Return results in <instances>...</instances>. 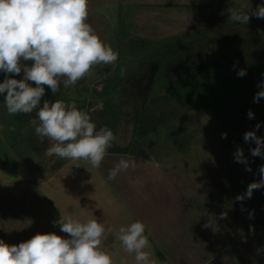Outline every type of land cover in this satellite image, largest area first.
Segmentation results:
<instances>
[{"label": "rangeland", "instance_id": "374dc122", "mask_svg": "<svg viewBox=\"0 0 264 264\" xmlns=\"http://www.w3.org/2000/svg\"><path fill=\"white\" fill-rule=\"evenodd\" d=\"M261 4L264 0H89L87 22L106 44L118 51L119 58L115 64L94 67L73 87L64 88L61 83L60 91L55 94L45 86V95L41 99L40 106L44 100L54 102L59 99L66 103L75 102L83 111L89 97L102 98V102L113 97L117 101L103 113L105 126H114L119 120L122 128L121 124L132 121L134 137L130 151L145 150L149 158L162 168L164 175L161 178L145 170L149 195L132 190L133 195L139 202L141 198L145 203L147 200L151 202V210L149 207L145 209L153 219L162 209L168 210L172 224L162 221L166 230L154 232L157 239L173 241V234L178 231L182 237L192 238L199 241L200 246L207 247L209 252L202 253L201 264H264V190H254L250 199L236 201L238 195L246 192L248 184L259 178L252 171H246L244 164L236 162L235 148L228 147V119L233 118L228 108L232 105L228 99V67L235 64L228 62V57L236 58L234 54H241L242 50L247 53L246 44L250 41L254 44L259 37L264 42V34L259 30L264 19H258L256 27L252 23L255 16H250V24H235L229 21L228 10L239 9L241 5L254 10ZM151 55L163 58L162 62L158 60L161 64L156 62V70ZM122 69L123 76L120 74ZM5 78L6 74L0 72V82ZM11 78L22 79L23 72ZM151 79L154 90L149 92L150 96L157 91L155 86H163L169 94L181 91L182 95L184 89L186 93L192 92V88L182 86V82L189 80L196 81L197 91L196 95L192 92V96L184 97L191 106L189 109L182 107L173 113L169 109L181 105L170 103V107L161 103L163 112L160 118L168 117L166 122L141 132L135 129L139 119L137 116L133 119L128 112L131 106L134 113L139 108ZM29 83L35 86L33 82ZM121 87L126 88L125 93L113 95L112 91ZM98 89L108 95H95ZM87 90L93 91L88 93ZM5 96L6 93L0 94V168L5 176L14 178L13 186H20L23 178L37 180L35 176L39 178V171H48L53 158L46 150L40 152L43 149L36 145L39 138L34 136V127L29 121L36 117L37 110L30 114L10 115L4 104ZM129 125L131 128V123ZM129 133H122L119 138L124 140ZM223 133H227L226 138L222 137ZM123 143L117 145L123 147ZM121 151L126 153V150ZM108 163L104 169L107 171L106 180L111 183L113 180H109L108 175L115 164ZM143 172L138 173L140 177L144 176ZM26 188L31 186L24 187L22 192L13 191L15 207L5 208L7 215L0 217L2 221L6 217H15L7 224L13 226L14 236L2 235L0 221V239L9 245L29 240L35 231L40 233V226L48 229L47 223L38 226L34 221L39 218V222H48L49 202L41 190L28 191ZM221 212H227V217L220 219ZM250 212L253 213L251 217ZM210 215L221 223L226 222L218 225L216 221L217 227H225V239L224 233L216 231L220 235L217 234L216 242L212 241L213 228L196 230L198 222ZM158 219L154 222L158 223ZM169 225L175 229L171 230ZM250 226L254 231H250ZM258 229L261 231H256ZM257 249H260L259 253Z\"/></svg>", "mask_w": 264, "mask_h": 264}, {"label": "clouds", "instance_id": "9594fccd", "mask_svg": "<svg viewBox=\"0 0 264 264\" xmlns=\"http://www.w3.org/2000/svg\"><path fill=\"white\" fill-rule=\"evenodd\" d=\"M88 3L89 0H0V72L6 74L0 82V94L6 93L4 104L10 115L37 110L29 123L41 143L45 139L49 141L46 150L49 156L85 160L93 168H99L116 140L113 131L108 127L97 130L90 115L75 102L44 100L40 106L45 86L55 94L60 91L61 83L64 88L73 87L94 67L115 64L119 58L118 51L106 44L87 22ZM228 13L229 21L247 25L250 16L264 19V4L254 10L241 5ZM29 61L30 64L25 63ZM21 72L22 79L11 78ZM120 74L124 75L123 69ZM246 74V69L237 73L239 77ZM258 87L256 103L264 98V82ZM248 117L254 118L251 110ZM259 128L260 124H256L255 129ZM226 136L227 133L222 134L223 138ZM243 139L256 145L250 149L251 156L264 158V137L257 136L256 131H247ZM234 159L251 171L242 148H237ZM135 166V160L122 158L109 171L108 179L113 180L121 171ZM258 172L261 178L249 183L236 201L250 199L254 190L264 187V165ZM252 215L250 212L249 216ZM226 217L227 212L220 213V219ZM216 219L210 215L204 227L215 230ZM54 223L68 238L49 232L37 233L18 245L0 239V264H113L112 257L101 248L105 233L111 231L104 223L96 218L81 221L70 214H61ZM250 231H254L252 226ZM145 232L146 226L139 220L119 228L117 239L124 252L134 254L136 264H153L145 250L150 246ZM121 264L126 261L122 260Z\"/></svg>", "mask_w": 264, "mask_h": 264}, {"label": "crops", "instance_id": "0c3cea01", "mask_svg": "<svg viewBox=\"0 0 264 264\" xmlns=\"http://www.w3.org/2000/svg\"><path fill=\"white\" fill-rule=\"evenodd\" d=\"M125 89L126 88L121 87L120 89L112 91V93L113 95H115V93H125ZM81 90H83V88H81ZM92 91L93 90H89L88 93H91ZM98 91L99 93H104L102 90L98 89ZM134 91H137V89H135ZM87 101L88 102H85V105L83 107L84 111L91 116L95 112V121H98L100 125L102 124L103 126H105L104 119L103 117H101V113H104L106 111V108L115 106V102L117 101H115L113 98V102L111 105H105L104 102H102V98L95 99L94 97H89ZM135 106L138 107V105ZM139 108L135 109L136 111L134 113L131 106L128 115L131 114L134 119L135 116H138L137 113ZM148 115L149 114H147V117H149ZM164 122L166 121H163L162 123ZM130 123L131 128H129ZM129 124H121L122 128H124L122 129L120 128V121L118 120L116 121V124L114 126L108 127L113 131L117 139L113 142V147H111L112 149L109 148L107 150V155L105 156L99 168H93L90 163L85 160L69 161L67 159H60L56 158L55 156H51L50 158H53V161L52 163H50L48 171H39V174H37L39 175V178L38 176H35L37 180L33 178V180L30 181L23 178V184H20V186H13L14 182H16L13 181L14 178H9V176L7 175L5 176L3 173L4 170L0 168V170L2 171H0L2 173H0V192L1 190L4 192V194L1 192L2 196L0 199V217L1 215H4V217L5 215H7L4 210L5 208L9 210V208H11V205L13 206V208L15 207L16 200L12 197L13 195H15L13 191L18 190L19 192H22L24 187L31 186V188L26 189L28 191H35L37 189L41 190V192L43 193L42 196L49 202V206H47L50 212L48 222H39V218V221H34V224H39L38 226L43 225V223H47L48 229H46V227L44 229L40 226V233L55 232L62 237L68 238V234L61 232L59 225H56L54 223L60 218L61 214H70L73 216V218L79 219L81 221H86L90 218H96L99 222L104 223L106 228L111 229V231H107L105 233V236L102 239L101 248L112 257L113 264H121L122 260L126 261V264H136L134 254L130 255L124 252L121 242L117 239V236L119 234V228L121 226H127L130 223L139 220L146 226L145 234L149 238L150 246L145 250L149 252L153 264H201V255H203L202 253H204L205 255L209 252L208 249H206L207 247L203 245L200 246L199 241H196L192 238L187 239L185 237H182L183 235L181 236L180 234H178V231L175 233V235L173 234V238L175 237L173 241L164 242L161 238L157 239L154 235V232H157L158 230H160L161 232L162 230H166V227H164L166 225L163 226L161 225V223L166 222L168 224H172V222H170V215L168 214V210L165 208L162 209V211L157 213V217H159V219L157 217L153 219L145 209V207H149L151 210V202L147 200L150 203L147 201L145 203L143 202V198H141V202H139L137 200V197L133 195L132 190L145 192V194L147 193V195H149V184L145 179V177L148 176L145 170H150L152 173H156L157 176H160L161 178L164 175L161 171L162 168L157 165V163L155 164V162H153L149 158L145 150H133V152L130 151V145L132 142V138L134 137V132L132 131L134 127L132 126V121H130ZM125 132L130 133L126 139L122 140L123 138L119 137L122 133ZM118 142L119 144L120 142H124L123 147L121 145H117ZM36 145H38V148H40V150L43 149L40 152H45V150H47V148L50 146L48 140H44L43 143L38 140L36 141ZM114 145L116 146V148ZM121 150H126V153H122ZM122 158L135 160L136 166L135 168H129L127 171H121L120 173H118L116 178L113 179V182L110 183L108 180H106L107 171H105L104 167L106 168V166L110 164L108 163V161L114 162V164L116 165ZM105 163L107 164L104 165ZM140 171H144V176L140 177L141 174H138ZM2 175L4 179H2ZM150 178H152V176H150ZM5 182L9 184L6 185L4 184ZM6 191L8 194H5ZM157 210L158 209H156V211ZM20 213L22 217L21 210ZM14 218L15 217H11L7 219L6 217L3 218L4 221H2V219L0 218V221L2 222V235L5 234V237H8L9 234H12V236H14V232H12L13 230L11 229L13 226H10V224L7 225L9 222H13ZM156 219L160 221H158V223H155L154 220ZM208 219L209 217H206V219L199 221L196 230L199 232L200 230H202L201 228L207 230L204 225L206 222H208ZM216 221L218 220L216 219ZM219 223L221 222L218 221V225ZM224 223L222 222L221 224L224 225ZM12 224L14 225V223ZM170 226L172 225H169L168 228ZM173 229H175L174 226H172L171 230ZM216 231H218L220 234L224 233V239L226 238L227 232L225 227H216L215 230L213 229V232H211L210 234L213 235L210 236L212 241L216 242L217 234H219L216 233ZM36 233L37 231H35V235ZM214 233L216 234L214 235ZM194 242H196V244ZM225 243L226 242H224V245H226ZM193 247H195L196 249H193Z\"/></svg>", "mask_w": 264, "mask_h": 264}, {"label": "trees", "instance_id": "16d2710c", "mask_svg": "<svg viewBox=\"0 0 264 264\" xmlns=\"http://www.w3.org/2000/svg\"><path fill=\"white\" fill-rule=\"evenodd\" d=\"M225 19L224 22H226ZM253 19H252L253 27L258 26L257 25L259 23L258 18H256L254 21ZM262 23L264 22L260 23L261 25L259 27V30L261 34H264V24ZM261 38L262 37H259L258 40L259 42L254 41L255 43L251 44L252 41H250L248 44H246L248 45L247 53H245V50H242L240 52L241 54H234L236 58H231L232 56L230 58L228 57V62L235 63L234 65H232V67L230 66L228 67V99L229 102L232 104L230 105L231 107L228 106V108L231 109L232 117H233L232 120L228 119V147H234L235 150H237V148H242L244 150L245 157H247L248 161L251 162L250 164L251 171L259 179L261 177L258 172V169L261 165H264V158L251 156L250 149L256 147V145L254 142L246 143L243 137L245 132L247 131H256L257 136L264 137V98L260 99L258 103L254 102V96L260 90L258 85L264 82V54L261 55V50L262 52H264V42H261ZM260 42L261 45H259ZM178 47L181 48V44H179ZM151 56L152 57L150 58L153 60L152 64L155 67L154 69L156 70V66H157L156 62L159 61L162 62L163 58L157 59L153 55ZM172 60H171V64H173ZM159 64L161 63L159 62ZM240 69H246L247 74L243 77H239L237 73ZM155 70L153 71V75L156 72ZM189 81L182 82V86L188 89L192 88L191 91L194 93L195 91H197L196 81L195 80H189ZM153 87H154V81L152 80V82H150L148 92L143 98L141 106L138 109L139 117L137 116V119L139 120L138 123H136L135 125V129L137 128L141 130V132L144 130L154 129L160 122L165 121L168 118V117L160 118L162 115L161 112H163L162 110L163 103H167L168 106L170 107H172L171 105H169L170 103H175V104L177 103L178 106L181 105L179 108H175V107L170 108L169 110H171L172 112L173 111L177 112L178 109L182 110V107L185 110L191 108V106L187 103L184 97L187 95L192 96V92L186 93L185 92L186 89H184L182 95H181V91L178 94L173 91L172 93L169 94L167 91L164 90L165 88L163 86H155V89H157V91L155 93L153 92L152 96H150L149 92H152V90H154ZM198 89L200 88L198 87ZM105 93L106 92L104 93L97 92L95 95L97 96L108 95ZM194 95H196V92L194 93ZM97 98L99 99V97H95V99ZM112 102H113V97H111V99L108 98L107 101H104V104L111 105ZM156 107L158 108L155 109ZM249 110H251L254 113V118L248 117ZM102 114L103 112L101 113V117H103ZM147 114H149L148 115L149 117H147ZM156 114H159V116L157 115V118H156ZM95 116H96L95 112L93 113L92 116L90 115L92 121L96 124L97 130H99L101 127H106L103 126L102 124L100 125L98 121H95ZM256 124H260V128L258 130L255 129ZM225 128H227V126H225ZM231 149L234 150L233 148ZM251 158H254V160H252ZM261 190H264V187H262ZM256 231H261V230L258 229Z\"/></svg>", "mask_w": 264, "mask_h": 264}]
</instances>
